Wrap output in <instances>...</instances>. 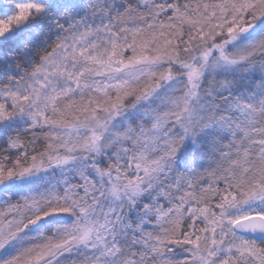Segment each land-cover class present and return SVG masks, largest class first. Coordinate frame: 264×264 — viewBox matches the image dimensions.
<instances>
[{
    "label": "snow or ice",
    "instance_id": "6c2138e0",
    "mask_svg": "<svg viewBox=\"0 0 264 264\" xmlns=\"http://www.w3.org/2000/svg\"><path fill=\"white\" fill-rule=\"evenodd\" d=\"M0 264H264V0H0Z\"/></svg>",
    "mask_w": 264,
    "mask_h": 264
}]
</instances>
